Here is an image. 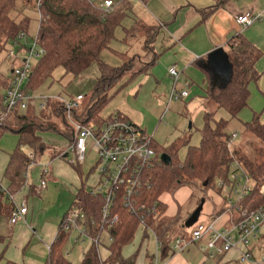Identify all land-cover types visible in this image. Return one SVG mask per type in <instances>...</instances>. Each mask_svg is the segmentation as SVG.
Listing matches in <instances>:
<instances>
[{
  "label": "trees",
  "instance_id": "1",
  "mask_svg": "<svg viewBox=\"0 0 264 264\" xmlns=\"http://www.w3.org/2000/svg\"><path fill=\"white\" fill-rule=\"evenodd\" d=\"M114 1L115 5L108 13L100 7L101 4H91L84 0H42L39 9L36 4L35 12L37 15L39 12L42 15L39 44L44 50V55L33 69L32 76L24 88L25 94L39 93L52 80L53 74L58 69L63 70L64 76L79 78L89 72L93 65H97L100 75L92 89L90 103L83 114L79 111L74 112L73 118L79 119L84 116L86 122H94L101 126L104 118L115 116L113 113L101 116L100 113L106 110L128 81L141 73L148 72L149 67L155 63L154 44L158 28L147 25L136 17H133L132 26L125 28V42L139 36L144 38V49L153 55L150 63L142 66L140 57H131L123 53L119 54L123 60L120 66L107 65L101 60V54L105 50H111L117 28L121 27L123 21L133 12L132 0ZM139 1L144 4L149 0ZM229 1L218 0L216 6L203 12L202 21H207L217 9L225 6ZM29 3L30 1H25L27 6ZM17 4L18 0H0V55L4 52L8 55V46L20 33L29 34L31 18L24 16L18 20L22 11L17 12ZM15 12L17 17L14 16ZM37 21L39 23V19ZM225 49L233 66L231 82L224 89H209L207 97L215 102L218 110H226L231 119L216 121L215 113H206L200 144L188 147L185 161H180L175 153L166 151L165 154L172 160L170 166L162 162L161 156L164 153H158L159 145L155 143V161L144 173L143 185L136 197V211L131 212L124 206L122 197H118L113 206L112 216L117 215L119 220L107 229L108 235L112 238V242L106 246L107 257L101 260L98 248L93 244L85 251L81 264H136L139 250L126 258L124 249L134 243L138 233L143 232L147 236L149 230L164 229L163 220L167 206L162 201V197L175 192L181 186L190 185L199 186L202 193L210 190L221 193L218 183L231 182L234 159L242 165L245 173L252 180L253 188L249 194L234 204L232 209L239 207L248 212L264 210V123L260 121V116L255 114L253 121L242 123V127L246 133L263 145H260L261 149L255 147L257 151L250 154L242 148L235 147L236 145L231 152L228 148V142L234 134H229L228 125L248 106L249 87L253 82L257 83L262 76L256 68L262 53L241 32L228 40ZM11 78L3 82L6 90L10 86ZM126 78L127 81L120 89L111 93ZM0 110L1 113L5 112L2 103ZM117 116L129 120L121 113ZM1 128L2 131L18 135L19 144L10 154L4 173L3 179L7 184L4 187L2 182L0 183V222L11 218L16 207L9 197H15L26 187L29 168L36 163V158L30 160L24 154L23 148H31L36 157H40L47 148L43 138L47 133L74 141L73 128L66 117L65 107L54 99H50L46 108L39 112L33 110L21 112L15 109L6 116ZM61 155L62 153L59 156ZM65 156L61 157L65 158ZM35 191L36 186H31L30 195H35ZM224 202L226 205L227 200ZM103 204L102 197L92 196L85 185H82L73 206L79 205L85 210L87 226L92 235L101 231L102 227L108 228L102 220ZM140 206L144 209L140 210ZM93 222L96 226H91ZM62 224L59 226L55 241L49 248L44 264H72L66 255L67 242L71 235L63 231ZM166 235H168L167 230L164 236L167 237ZM169 244L168 241L162 243L163 252L168 251ZM162 256L166 257L167 253H163ZM4 264L22 263L6 260Z\"/></svg>",
  "mask_w": 264,
  "mask_h": 264
},
{
  "label": "rangeland",
  "instance_id": "2",
  "mask_svg": "<svg viewBox=\"0 0 264 264\" xmlns=\"http://www.w3.org/2000/svg\"><path fill=\"white\" fill-rule=\"evenodd\" d=\"M25 1H30L28 6ZM102 1L97 0V5H100ZM132 3L133 12L123 21L122 26L117 28L115 39L111 43V50H105L101 54V60L111 67H118L122 64L123 60L119 54L123 53H127L131 57H140L143 62L142 66L145 63H150L153 58V55L144 49L145 40L143 37H136L129 42L124 41L125 28L132 26L133 17L142 19L145 24L151 25L146 5L139 0H132ZM36 4L37 0H18L17 4V12L22 11L20 16H18V20L24 16L31 18L30 39L27 43L25 41L20 42L27 49L32 47V38L36 37L39 31L37 21L39 16L35 12ZM17 12H15V15L13 14L16 17ZM243 30L245 38L257 49L262 50V44L264 43V15L252 27L250 26ZM11 43L7 51L18 50V47H13ZM8 55L6 52L0 55V103H2L6 93L3 82L11 78L12 67L15 65V62L9 61ZM36 62L35 60L33 64L35 65ZM166 66L165 62L159 60L153 67V72L141 73L128 81L106 110L101 111L100 115L126 114L135 121L137 120L139 126L150 137L154 138V141L159 145L158 153L165 154L166 151H170L175 153L180 161H185L188 147L200 144L202 139L201 129L204 126L206 113H215L216 121L220 119L229 120L231 117L226 110H218L215 102L207 97V88L202 85L205 75L202 74V79L199 77L200 73L198 74L201 70H189L182 77L181 71H179L180 79L177 84V90L185 91L189 96L185 99L169 102L174 80L168 75ZM256 68L262 76L257 83L253 82L249 87L248 106L239 113L237 119L231 120L228 125L229 134L236 133L238 135L235 140V147L242 148L250 154L255 150L257 151L255 147L259 148L262 144L244 131L242 123L252 122L255 114L260 116V121L264 123V53L257 62ZM99 75L100 72L97 65H93L89 72L79 78H74L71 75L64 76L63 70L58 69L53 74L52 80L37 94L70 99L81 93L85 99L83 108L79 112L83 114L90 103L91 92ZM186 76L195 81L190 87H186L184 84ZM125 81H127V78L116 86L111 93L120 89ZM1 125L2 123L0 124V169L5 168L8 162L7 157L19 144V136L12 132L2 131ZM43 138L47 148L43 155L36 157V163L30 166L27 173L28 186L17 194H22L24 190L29 191L31 198L29 204L34 215L32 225H34L33 227L36 231L32 234L28 247L26 246L19 251L22 252V264H29L28 262L30 261L34 264L45 263L48 257V246L43 242V229L53 228L55 233L63 216L74 208L72 205L77 194L76 187L85 185V188L89 191L91 187L98 183L100 175L99 157L90 147H88L84 163L73 165L71 161L75 159V155L70 153L67 157L65 156V151L72 144L68 138L52 133L44 134ZM61 153V156H65V158L59 156ZM43 170H46L44 178L48 188L43 191L41 197L37 195H34V197L30 195V189L31 186H39L42 181L40 171L43 172ZM1 182L5 187L7 184L6 180L2 179ZM76 183L78 184L77 186ZM218 196L214 201L215 204H218L219 200L225 201L227 192L221 191ZM204 198L205 194L201 192L199 186H181L175 192L163 197V200L167 201L168 204L167 218L175 217L178 214L183 221L186 220L189 215L197 210ZM207 206L205 213H207ZM205 215L200 217L199 222H208ZM187 229L190 230L191 227ZM149 236L148 254L158 256L159 251L157 246L155 247V235L150 232ZM76 239L77 234L70 237L67 242L66 255L72 264H81L84 258L83 255L89 248V243H83L82 241L75 243ZM136 244L137 239L125 249L124 253L126 255L129 254L135 249ZM15 250L16 247L13 245L9 247L8 245H0V264H4L8 260V256ZM1 258L3 259L1 260ZM145 264H149V261H146Z\"/></svg>",
  "mask_w": 264,
  "mask_h": 264
},
{
  "label": "built area",
  "instance_id": "3",
  "mask_svg": "<svg viewBox=\"0 0 264 264\" xmlns=\"http://www.w3.org/2000/svg\"><path fill=\"white\" fill-rule=\"evenodd\" d=\"M84 1L97 4V0ZM41 2L42 0H37L38 9L41 6ZM114 5V0H103L100 7L108 13ZM38 16L39 31L36 37L32 38V47L27 49L26 46L20 43L21 41L27 43L30 39L27 32L20 33L17 39L11 43L13 47H18V50L8 53L9 61L15 62V65L12 69L10 86L6 90L2 100L5 112L0 115V124L15 109H19L21 112L28 110L39 112L46 108V104L50 99L59 101L64 105L66 117L74 132V141L66 151L67 156L70 153L75 155V159L71 161V164L81 165V163H84L88 147L95 151L99 157L98 164L101 166L99 180L94 187H91L89 193L94 197H102L104 201L102 220L108 228L102 227L101 231L92 235L87 226L88 219L85 210L83 207L75 205L63 219V231L69 233L71 236L77 234L75 243L82 241L83 243L88 242L89 246L95 244L98 248L100 259L104 260L106 258L104 252H107L106 246L112 242L107 229L111 228L119 220L117 215L112 216L115 201L118 197H122L124 206L133 213L136 211V197L143 185L144 173L153 166L155 161V141L139 125L121 116L106 117L101 126L94 122H86L84 118L79 117V119H74L73 113L83 108L84 95L64 99L61 97L41 96L37 93H24L25 85L29 82L36 65L33 62L35 60L38 62L44 55V50L39 44V32L42 22L40 12ZM262 17L263 13L256 16L252 12H245L239 15L236 21L244 29L252 26ZM168 72L174 80L169 102L187 98L189 96L187 92L177 90V84L180 79L179 71L176 67H171ZM185 86L189 87L190 83L186 82ZM237 137L238 135L234 133L228 142L230 152L235 145ZM23 152L30 160H35L36 155L31 148L24 147ZM232 171L230 176L231 182L228 184L219 181L218 186L221 191L227 192V198L225 199L227 200L226 206L229 211H237V221L233 223L230 229L226 230L218 228L214 222L197 224L189 241L182 238L175 240L174 250L182 251L191 243L205 240V248L210 252L211 257L225 256L227 253L236 250L239 252V261L242 264L253 261L252 249L260 238L261 228L264 225V210L248 212L239 207L232 209L233 205L249 194L253 188L252 180L236 159L233 161ZM45 174L46 170H43V177H45ZM26 186H28V180ZM46 189L47 183L42 180L39 186L36 187L35 194L40 196ZM9 199L16 207L9 219L10 225L14 226L20 221L26 220L28 205L27 201H24L19 206L15 202L14 197L10 196ZM139 209L143 210L144 207L140 206ZM108 222L111 223L108 225ZM94 225L96 226L95 222L91 224V226ZM151 264H159L157 256ZM262 264H264V251L262 253Z\"/></svg>",
  "mask_w": 264,
  "mask_h": 264
},
{
  "label": "crops",
  "instance_id": "4",
  "mask_svg": "<svg viewBox=\"0 0 264 264\" xmlns=\"http://www.w3.org/2000/svg\"><path fill=\"white\" fill-rule=\"evenodd\" d=\"M217 2L218 0H149L144 3L147 7V15L150 17L149 21L151 25L158 28V35L154 44L156 59L155 63L149 67V73L150 71L153 72L152 69L159 60L166 63L169 76L170 74L168 71L171 67H176L178 71H181V77L189 70H201L198 74L200 73V78H202V74L205 75V78H202L203 87L207 88V92L209 89L214 90L212 86V76L203 67L207 55L220 47L225 49L228 40L240 32L242 34L244 33V30L236 21L239 15L245 12H252L256 16L262 13L264 15V0H230L225 6L217 9L207 21L203 22V12L216 6ZM260 52L263 56L264 43L262 44V50H260ZM186 82H189L190 86L195 83L193 79H189L187 76L184 79V84ZM122 115L139 125L137 120L135 121L126 114ZM7 158L8 162L5 168L0 169V182L4 177L10 155ZM40 172L42 173V175L40 173L41 179L45 181L43 172ZM77 185L76 183V186ZM81 187L82 186L76 187L77 194ZM204 194L205 198L202 200L203 209L199 219L202 215L206 214L205 217L208 219V222L202 224L214 222L220 229H230L233 223L237 221V213L234 210L229 211L224 201L219 200L218 204H215L214 201L219 197V193L210 190ZM41 195L39 197H41ZM163 197L162 201L166 204L168 211L167 201H164ZM30 199L28 190H24L22 194L14 197L15 202L19 206H21L24 201H27L28 214L25 221H20L14 226L10 225L9 220H1L0 222V245H8V247L13 245L16 247L15 252L8 256L7 259L18 263L22 261V252H19L20 249L26 246L28 247L32 234L36 232L33 227L34 225H32L34 215L29 204ZM206 206L207 213H205ZM66 215L67 213L63 216L55 233L53 228H49L48 230L43 229L42 231L44 233L43 242L48 246V253L50 246L56 239L59 226ZM191 215L183 221L178 214L175 217L167 218L168 215L166 212L163 220V222H165L164 229L160 231L149 230V233L153 232L155 235V247L157 246L159 251L157 256L159 264H242L239 261V252L236 250L227 253L225 256L211 257L210 252L205 248V240L191 243L182 251L174 250L173 246L176 239L182 238L189 241L197 224H201L198 219V222L188 230L186 222ZM166 230L168 231L167 237L164 236ZM149 233L147 236H145L143 232L138 233L136 236L137 244L135 249L127 255L124 253V256L129 258L139 250L136 264H145L146 261H149V264H151L156 256L148 254V244L150 241ZM166 241L170 243V248L167 252H163L162 243ZM252 251L253 261L248 264H262L261 255L264 251V225L261 228L260 238L255 243ZM163 253H167V256L163 257ZM104 255L107 257L108 253L105 251ZM28 263L34 264L32 261Z\"/></svg>",
  "mask_w": 264,
  "mask_h": 264
},
{
  "label": "water",
  "instance_id": "5",
  "mask_svg": "<svg viewBox=\"0 0 264 264\" xmlns=\"http://www.w3.org/2000/svg\"><path fill=\"white\" fill-rule=\"evenodd\" d=\"M205 70L212 76L213 89H224L231 82L233 75V66L230 58L223 47L215 49L207 55L205 63H203ZM67 157V155H66ZM162 162L170 166L172 164L171 157L167 154L161 156ZM203 209V203L191 215L186 222V227L190 228L198 222L199 216Z\"/></svg>",
  "mask_w": 264,
  "mask_h": 264
}]
</instances>
